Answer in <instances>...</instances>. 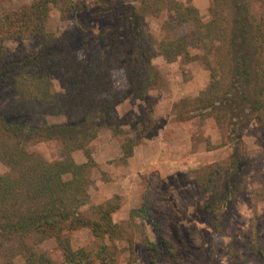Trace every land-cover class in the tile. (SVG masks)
I'll return each mask as SVG.
<instances>
[{
	"label": "trees",
	"instance_id": "16d2710c",
	"mask_svg": "<svg viewBox=\"0 0 264 264\" xmlns=\"http://www.w3.org/2000/svg\"><path fill=\"white\" fill-rule=\"evenodd\" d=\"M94 4L120 11L121 22L96 35L83 32L81 53L70 47L71 32L47 29L52 10L61 22L75 16L74 0H34L0 14V87L12 90L11 102L0 108V163L8 169L0 174V264H115L116 247L105 239H121L132 226L139 229L148 264H174L181 253L197 247L149 190L122 223L112 219L119 195L99 204L89 201L88 144L109 130L122 160L132 156L139 144L133 132L145 120L130 122L117 107L128 92L138 100L160 87L161 75L152 63L158 53L167 62L198 59L209 73L205 89L173 105L178 119L200 116L213 118L221 128L224 119L232 125L234 150L225 173L217 163L187 173L208 194L196 208L198 215L217 232L225 229L231 194L244 168L242 131L251 122L264 126V0H209L206 22L196 7L178 0ZM166 12L173 16L163 23L164 36L157 41L145 19ZM188 25L189 31L181 33ZM96 42L101 48L91 49ZM190 45L198 54H189ZM56 70L64 77L62 91L54 89L50 78ZM59 117L64 120L49 122ZM46 142L59 143L58 159L30 150ZM75 151H82L86 161L77 163ZM80 229L89 230L94 248L72 247L71 234ZM51 251L60 254L59 261Z\"/></svg>",
	"mask_w": 264,
	"mask_h": 264
},
{
	"label": "rangeland",
	"instance_id": "374dc122",
	"mask_svg": "<svg viewBox=\"0 0 264 264\" xmlns=\"http://www.w3.org/2000/svg\"><path fill=\"white\" fill-rule=\"evenodd\" d=\"M34 0H2L0 14L29 5ZM78 12L67 21H59L56 10L50 12L47 29L52 32H71L70 47L82 51V33L98 34L103 28L117 26L121 12L95 7V0H74ZM197 8L203 22L209 19V0H178ZM172 12L163 17L148 16L145 19L148 30L157 41L164 36L163 23L170 20ZM190 26L181 29L188 32ZM28 52L33 51L30 42H24ZM15 47L14 44L8 45ZM94 43L91 49H100ZM189 54H198L196 46L188 48ZM152 63L161 75L159 88L151 90L144 98L135 100L128 92L117 107L119 116L132 122L145 120V126L133 132L139 144L131 157L121 158L118 144L109 130H102L88 144L92 163L88 168V194L91 204H99L114 195L121 197L119 209L112 214L114 222H125L131 209L141 204V196L149 190L159 206L170 212L178 223L183 236H189L197 246L189 253H181L174 264H264V126L251 122L240 137V151L244 153L243 169L235 184L232 209L225 229L217 232L207 219L197 213V206L208 199L205 193L187 173L214 163L225 173L227 162L234 150L230 135L231 124L223 120L222 128L213 118L194 116L180 120L173 112V105L182 98H194L209 84L210 77L200 60L178 57L167 62L159 53ZM54 89L62 91L64 77L61 71L50 75ZM123 84V79L119 78ZM12 100L10 87H0V108ZM64 119L50 118V123ZM128 128V127H126ZM150 132V137H143ZM48 160L59 158V143H39L32 147ZM77 163L86 161L82 151L73 152ZM8 169L0 163V174ZM240 182V183H239ZM149 233V230L147 231ZM131 239V240H129ZM116 247L115 264H148L145 247L139 239V229L132 226L125 230L123 238L105 239ZM73 248L86 249L96 246L89 230L80 229L71 234ZM52 245L46 247L48 250ZM55 261L61 258L57 251H51Z\"/></svg>",
	"mask_w": 264,
	"mask_h": 264
}]
</instances>
